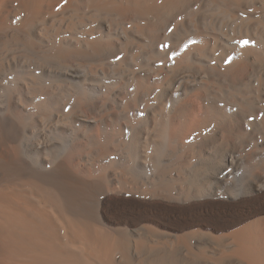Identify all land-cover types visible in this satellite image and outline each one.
Here are the masks:
<instances>
[{
	"label": "bare ground",
	"instance_id": "obj_1",
	"mask_svg": "<svg viewBox=\"0 0 264 264\" xmlns=\"http://www.w3.org/2000/svg\"><path fill=\"white\" fill-rule=\"evenodd\" d=\"M0 264H264V0H0Z\"/></svg>",
	"mask_w": 264,
	"mask_h": 264
},
{
	"label": "snow or ice",
	"instance_id": "obj_2",
	"mask_svg": "<svg viewBox=\"0 0 264 264\" xmlns=\"http://www.w3.org/2000/svg\"><path fill=\"white\" fill-rule=\"evenodd\" d=\"M244 43H247L246 41Z\"/></svg>",
	"mask_w": 264,
	"mask_h": 264
}]
</instances>
